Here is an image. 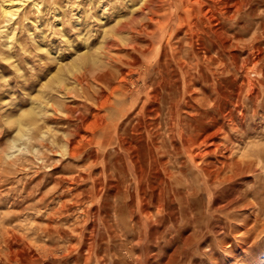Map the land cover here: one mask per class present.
<instances>
[{
  "label": "rangeland",
  "instance_id": "obj_1",
  "mask_svg": "<svg viewBox=\"0 0 264 264\" xmlns=\"http://www.w3.org/2000/svg\"><path fill=\"white\" fill-rule=\"evenodd\" d=\"M8 2L0 264H264V0ZM120 25L117 41L105 35ZM145 25L160 38L146 73L142 59L128 67L109 58ZM112 42L122 50L109 51ZM85 54L96 64L70 68ZM93 73H119L111 85L132 91L129 115L112 123L141 118L156 132L147 124L128 131L127 148L121 130L99 134L92 114L103 111L80 96L107 88ZM57 74L59 85L50 81ZM75 132L74 153L67 138Z\"/></svg>",
  "mask_w": 264,
  "mask_h": 264
},
{
  "label": "bare ground",
  "instance_id": "obj_2",
  "mask_svg": "<svg viewBox=\"0 0 264 264\" xmlns=\"http://www.w3.org/2000/svg\"><path fill=\"white\" fill-rule=\"evenodd\" d=\"M157 2H158V0H142V2L141 3H143V5L144 6H147V5H152V6H155L156 4H157ZM11 4L8 2V0H6L5 1V3L3 2L2 3V6H1V8H0V15H1V17H8V16H10L11 14H12V12H11ZM151 7V6H150ZM139 10V9H138ZM156 10V9H155ZM154 12V11H153ZM156 13V12H155ZM119 24H121L120 22H119ZM122 24H123V22H122ZM121 26V25H120ZM150 25H147V27H149ZM119 27V26H118ZM127 26L126 25H122L121 27H119V28H116V29H112L111 28V30L109 31V32H106V36H108V37H111V38H113V39H115L116 41L119 39L117 36V34H119L121 31H123L125 28H126ZM130 31L131 32H134V33H136L137 35H139V37H137V38H133V37H131L130 35V41H132L130 44H128V46H125L124 47V50H125V52H124V54H122V56L125 58L124 60H122L121 61V59H122V56L119 54V55H117V54H113V52H112V54L110 55V59L111 60H114V58H116L115 60H117L118 62H121V65H127L128 67H134V66H136V65H139V63H140V60L142 59V60H144V64H143V66H142V69H143V71H144V73H146V71L149 69L148 67H149V65H148V63H147V61H146V59L147 58H150V56L151 55H153L154 53H157V51H158V45H159V42H160V38L158 37L157 38V36H155V33H156V29L154 28V26L152 27L151 26V28L150 29H146V25L145 26H138V28H136V27H132L131 29H130ZM122 33V32H121ZM190 34V33H189ZM198 34V33H197ZM135 36V35H134ZM106 38V37H105ZM203 38V37H202ZM197 39H198V37H197ZM196 39V40H197ZM105 40V39H104ZM124 40V39H123ZM137 40H141V41H147V44H145V45H140L139 43H137ZM195 40V41H196ZM200 40V39H199ZM107 42V41H106ZM105 42V43H106ZM124 42V41H123ZM179 42V41H178ZM120 43V42H119ZM168 43H169V41H168ZM186 43V42H185ZM190 44V43H189ZM170 45H171V43H170ZM169 45V46H170ZM187 45V44H186ZM176 46V45H175ZM181 46L182 45H179V46H176V47H174V54H175V56H176V58H177V60H179L180 61V59L178 58V56H179V53H182L181 52ZM192 46V45H191ZM100 46H98V49H96L95 50V52L98 54L99 53V51H100V48H99ZM106 47V46H105ZM127 47V48H126ZM173 47V46H172ZM184 47H185V45H184ZM188 47V46H187ZM108 49H109V51L111 50H115V52L116 51H120V50H122V48L123 47H121L120 45H118L117 43H115V42H112V44L110 43V46H108L107 47ZM203 48V47H202ZM201 48V49H202ZM173 49V48H172ZM200 49V50H201ZM106 50V49H105ZM184 50V49H183ZM192 50V49H191ZM107 51V50H106ZM185 51V50H184ZM101 52H103V50L101 51ZM100 52V53H101ZM123 52V51H122ZM170 53H171V51H170ZM193 53V52H192ZM169 54V53H168ZM104 54H102V56H103ZM166 55H167V52H166V47H165V51L163 52V54H162V59L164 60V65L166 66ZM92 56H94V55H92ZM96 56V55H95ZM168 56V55H167ZM187 56V55H186ZM169 57V56H168ZM172 57V56H171ZM191 57V56H190ZM199 57V56H198ZM204 57V56H203ZM146 58V59H145ZM151 58H152V56H151ZM193 58V57H192ZM192 58H190V59H192ZM199 59V58H198ZM204 59V58H203ZM168 60V59H167ZM176 59H175V61H177ZM90 62V64H92V65H95L96 64V62H95V58H90V57H88V56H86V54L84 55V56H80V57H78L75 61H73L72 63H70V68L72 67V69H74L75 68V70L76 69H79V65H80V63H84V62ZM169 61V60H168ZM189 61V60H188ZM149 62V61H148ZM183 62V61H182ZM206 62V61H205ZM173 63V62H172ZM87 64H89V63H87ZM158 64V63H157ZM169 64V63H168ZM183 64V63H182ZM86 65V64H85ZM148 65V66H147ZM182 66H184V65H182ZM166 68V67H165ZM112 69V68H111ZM167 69V68H166ZM107 70V69H106ZM105 70V71H106ZM115 70V69H114ZM93 75V77H94V80L95 81H105L106 82V84H107V88H105V89H95V91L93 92V90H92V92L93 93H90V95H88L89 94V92L87 93V92H85V90L83 91H81V93H80V96L81 97H84L83 99H86V100H89V99H91V103H94V102H96V108H97V110L98 111H103V114H100L99 112H97V113H93L92 115V117H95V119H96V128H97V131H98V133L99 134H101L102 133V135H105V134H114L115 133V131H118V129L119 130H121V133L119 134V139L121 140V144H122V147L124 146V138H123V135L124 134H126L128 131L132 134V132L133 133H137V130H138V128H141V127H144V124H147V126L148 127H150L149 129H150V131L152 132V133H154V125H153V123H152V121H150V120H148L147 122H146V120H142L141 118H139V121L137 122V123H135V124H133V123H124V122H121V123H118V122H115V123H112L109 119H111V120H114V118H117V117H124L125 116V118H126V116H128L129 114H127L128 113V108H126L125 106V104H126V100L127 99H129L128 97H131V95H132V91L130 90V89H127L126 87H124V88H120L119 86H113V85H111L112 83H110V81H112V80H114V79H116V76L118 75H120L119 73L118 74H112V79H110V78H108V74L106 73V74H97V75H95L94 73L92 74ZM95 75V76H94ZM117 76V77H118ZM75 79V78H74ZM77 79V81H76V83L77 84H82V82H83V79L82 78H80V77H78V78H76ZM106 79H107V81H106ZM139 79V78H138ZM174 79V78H173ZM51 82H54L55 84H57V85H59V84H61L62 82H63V79L62 78H60L59 77V75L57 74V75H55V76H52L51 77V80H50ZM86 81V80H85ZM123 81V80H122ZM131 81V80H130ZM119 82V81H118ZM85 83H87V81L85 82ZM49 84H51L50 82H49ZM88 84V83H87ZM98 84H100V83H98ZM102 84V83H101ZM100 84V85H101ZM84 85V84H83ZM89 85V84H88ZM102 86V85H101ZM50 87V86H49ZM85 88H87V90H89L90 88H88L86 85L84 86ZM103 87V86H102ZM137 87V86H136ZM51 89V91L53 90L52 88H50ZM84 89V88H83ZM80 90V89H79ZM91 90V89H90ZM57 91V90H56ZM57 93H58V91H57ZM77 93V92H76ZM73 96V95H72ZM52 98L50 99V101L51 100H53V101H59V98H57V96H51ZM80 97V98H81ZM159 97V96H158ZM80 101V100H79ZM60 102V101H59ZM84 102H85V100H84ZM53 103L54 102H49V101H47V106L48 107H50V109L51 110H55V108L53 107ZM46 104H43V107L46 105ZM57 105V104H56ZM47 106H45V107H47ZM36 107V106H35ZM34 106H33V108H35ZM78 107V106H77ZM80 107H78V109H79ZM88 108V107H87ZM66 109H69V110H71V111H75V109H73V108H71V107H68L67 106V108ZM82 109V108H81ZM94 109V108H93ZM34 110V109H33ZM33 110H31V111H33ZM40 110V109H39ZM39 110H38V112H39ZM45 111L46 112H48V110H46L45 109ZM170 111V110H169ZM68 111H66V113H67ZM142 112H144V111H142ZM141 112V113H142ZM151 110H148L147 111V115L149 116V115H151ZM34 113H35V111H34ZM53 111H52V115H53ZM102 113V112H101ZM130 113V112H129ZM41 114V113H40ZM43 114V113H42ZM71 114V113H70ZM69 114V115H70ZM38 115V114H37ZM45 115V114H44ZM68 115V116H69ZM84 115V116H83ZM83 115H81V116H79V120H80V126H78V128L79 127H82L85 123H86V118H85V114H83ZM50 116V115H49ZM156 116V115H155ZM45 117L47 118V116L45 115ZM70 117V116H69ZM42 118V117H41ZM45 118V119H46ZM137 118H138V115H137ZM51 120H56L57 118L55 117V116H53L52 118H50ZM94 119V118H93ZM93 119H92V121H93ZM146 119V118H145ZM148 119V118H147ZM152 119V118H151ZM157 119V118H156ZM109 120V121H108ZM153 120H155V119H153ZM46 121V120H45ZM123 121V120H122ZM169 121V120H168ZM90 122V121H89ZM128 122V121H127ZM146 122V123H145ZM48 127V126H47ZM95 127H92V129L93 128H95ZM147 127V128H148ZM92 129H89V130H92ZM86 131V130H85ZM156 132V131H155ZM91 133V132H90ZM147 133V132H146ZM72 134V137L71 138H67V142L69 143V146H72L71 148V151L73 150V152H74V147H75V145L77 144V145H79L80 143H81V139H82V137H81V135H78V133L77 132H75V133H71ZM92 135V134H91ZM97 135V134H96ZM153 136L152 137H154V135L155 134H152ZM58 136V135H57ZM74 136H78V138L79 137H81V138H79V139H77L78 141H74ZM69 137V136H68ZM97 137V136H96ZM167 137V136H166ZM86 138V137H85ZM91 138V137H90ZM150 139V138H149ZM171 140V139H170ZM96 140L94 139V141H93V143L95 142ZM126 141V140H125ZM92 142V141H91ZM101 142V141H100ZM154 146L155 147H153L154 149L155 148H157V141H156V139H154ZM103 143V142H102ZM96 144V143H95ZM98 144V143H97ZM126 144H127V142H126ZM129 144H131V143H129ZM100 145H102V144H100ZM129 146V145H128ZM127 146V147H128ZM125 148H127L126 146H124ZM123 147V148H124ZM133 149V148H132ZM128 150V149H127ZM71 151H70V153H71ZM75 153V152H74Z\"/></svg>",
  "mask_w": 264,
  "mask_h": 264
}]
</instances>
